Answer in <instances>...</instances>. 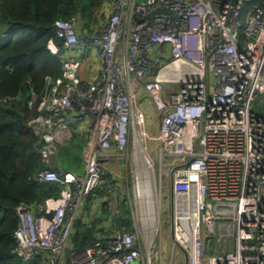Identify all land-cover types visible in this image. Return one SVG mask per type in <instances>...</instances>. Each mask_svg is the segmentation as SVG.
I'll return each instance as SVG.
<instances>
[{"label":"built area","instance_id":"obj_1","mask_svg":"<svg viewBox=\"0 0 264 264\" xmlns=\"http://www.w3.org/2000/svg\"><path fill=\"white\" fill-rule=\"evenodd\" d=\"M99 9L88 25L80 15L54 22L47 49L61 59L62 74L47 76L41 94L31 90L37 114L28 125L45 163L36 178L59 193L17 206L11 254L47 264H164L162 193L170 180L168 264L177 248L185 264H264V114L252 108L258 98L264 107V0H101ZM92 52L100 70L86 82L81 72ZM76 122L89 123L82 173L57 157ZM131 141L161 194L153 227L148 196L136 189L133 231L112 226L95 245L74 248L85 205Z\"/></svg>","mask_w":264,"mask_h":264},{"label":"trees","instance_id":"obj_2","mask_svg":"<svg viewBox=\"0 0 264 264\" xmlns=\"http://www.w3.org/2000/svg\"><path fill=\"white\" fill-rule=\"evenodd\" d=\"M100 6L101 0H0V264H47L41 258L26 261L11 254L19 224L17 206H34L59 193L56 184L36 178L45 163L39 152L41 141L28 125L37 114L29 109L30 92L41 94L47 76L62 74L61 59L47 49L55 38V20L80 15L88 25L99 21ZM105 187L85 205L86 220L81 218L75 225L71 244L76 249L95 245L100 236L110 234L107 228L112 226L133 231L131 209L125 204L120 219L108 226L113 222L107 223L106 217L113 220L116 210Z\"/></svg>","mask_w":264,"mask_h":264},{"label":"rangeland","instance_id":"obj_3","mask_svg":"<svg viewBox=\"0 0 264 264\" xmlns=\"http://www.w3.org/2000/svg\"><path fill=\"white\" fill-rule=\"evenodd\" d=\"M99 13H100V9H99ZM91 55H95L94 52H92ZM145 102H146L145 95L140 94L138 96L139 106L141 108L144 107ZM252 108L256 112L264 114V107L262 106L260 98H258L257 101L252 103ZM157 126H158L157 114L155 112H152L151 114L148 115V130H149V134H152L153 137H155L156 135ZM148 145L151 154L154 156L155 142L153 138L150 137ZM64 149H68V148H64ZM66 152H64V154ZM136 154L137 151L134 142L131 141L128 153L115 152V157H113L115 159L112 162H110L109 165H107V175L104 183V185L107 186L105 187L107 192L106 191L105 192L109 194L108 197L110 199L109 203H113L112 206L113 212L119 208L118 209L119 216L118 218H116L117 217L116 213H114L115 214L113 218L114 220L120 219L122 204H125L126 206L130 207V209L133 208L135 213H136V204H137V208L139 211V202L136 203L134 199V195L136 193V184H137V178L134 175V171H135L134 159ZM80 156H81L80 153L77 152L76 156H74V160L77 162V167L83 171L84 163L83 160H81ZM74 160L69 161L67 163L64 162L65 163L64 166L66 168L69 167L70 169H75L76 167L73 165ZM156 170L158 172L161 170V168L159 166H156ZM104 185L102 184L101 188L99 189H102ZM170 189H171V181L169 180L167 184L164 185L163 193H162V216H161L162 221H161L160 236L165 241L163 247L164 264H168L169 262V255L171 252V243H172L171 210L167 209V204L171 201V197H172ZM102 201L99 200V202ZM98 206L99 205H96L95 207L100 209V206L99 207ZM138 213L140 214V212ZM137 226H139L138 221H137ZM174 264H185V255L180 248H177L175 250Z\"/></svg>","mask_w":264,"mask_h":264},{"label":"crops","instance_id":"obj_4","mask_svg":"<svg viewBox=\"0 0 264 264\" xmlns=\"http://www.w3.org/2000/svg\"><path fill=\"white\" fill-rule=\"evenodd\" d=\"M85 58L86 59H85V63H84V66H83V69H82V72H81V76L86 82H92V81H94L96 76L99 74V70H100L99 63H98L97 58L95 57V55H91L90 54V55L86 56ZM88 131H89V123L76 122L74 124L73 130H72L73 137H72V141H70V146L68 147V149L62 148L57 154L59 162L62 163L63 166L65 164L64 162L67 163L69 161H72V159L74 160V156H76L77 152L80 153V155H81L80 158L82 160L81 149H82L83 145L85 144V142L87 140ZM64 152H66V153L64 154ZM65 159H66V161H65ZM74 162H75V160H74ZM73 165L76 168L72 169V170H75V171H77L79 173H82V170L77 167V163H74ZM170 191H171V189H170ZM90 209H92V208H90ZM85 214L86 213L84 212V214L82 215V218L84 220H86ZM111 221H112V219L106 217V222L107 223L111 222ZM132 224H133V220H132ZM108 226H112V225L110 224Z\"/></svg>","mask_w":264,"mask_h":264},{"label":"bare ground","instance_id":"obj_5","mask_svg":"<svg viewBox=\"0 0 264 264\" xmlns=\"http://www.w3.org/2000/svg\"><path fill=\"white\" fill-rule=\"evenodd\" d=\"M142 149H137L136 159H135V171L134 175L137 178L136 189L141 193H145L148 196L146 201L145 211L148 213V224L153 227L155 219H157L158 214H155V210L159 212L160 209V199L161 194L158 188H156L155 183L150 180V165L147 162L146 157L141 153ZM146 230L149 227L146 226Z\"/></svg>","mask_w":264,"mask_h":264}]
</instances>
